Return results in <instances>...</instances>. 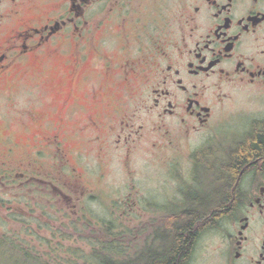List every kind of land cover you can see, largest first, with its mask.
I'll use <instances>...</instances> for the list:
<instances>
[{
  "label": "flooded vegetation",
  "instance_id": "1",
  "mask_svg": "<svg viewBox=\"0 0 264 264\" xmlns=\"http://www.w3.org/2000/svg\"><path fill=\"white\" fill-rule=\"evenodd\" d=\"M257 137L264 138V0H0V196L6 185L30 182L41 214L59 218V210L77 208L72 199L90 195L78 188L89 170L103 178L116 150L126 162L151 144L176 153L175 200L161 206L164 215L209 213L196 225L204 224L189 264L204 235L219 240L223 264H264ZM22 145L60 157L51 169L60 164L70 175V166L77 189L54 171L47 178L21 171ZM79 146L98 169L78 167ZM68 150L80 162L70 165ZM14 203L8 208L16 212ZM164 215L143 224L154 236L146 233L124 260L145 264L160 250Z\"/></svg>",
  "mask_w": 264,
  "mask_h": 264
},
{
  "label": "rangeland",
  "instance_id": "2",
  "mask_svg": "<svg viewBox=\"0 0 264 264\" xmlns=\"http://www.w3.org/2000/svg\"><path fill=\"white\" fill-rule=\"evenodd\" d=\"M243 122L244 119L237 118L235 124L239 123L237 125L239 126ZM16 136L19 140L24 138L21 132L17 133ZM79 147L85 152L81 154V162L72 157L74 151H67L70 152L68 153L70 165L80 162L78 167L82 169L87 165V161L96 165L95 168L98 169L99 166L96 161L90 157L87 158L90 149L85 146ZM26 152H30L31 156L34 157L35 172H33L34 164H30L32 162L30 155ZM40 152H35L34 148L22 145L16 154L17 158L24 162L21 171L26 170L27 175H36L38 178H47L54 171L59 179L64 175L68 181L70 180V175L73 173L70 166L66 169L70 171V175L62 171L60 164H57L55 170L51 169L52 161H58L60 157L56 156L54 159L55 155L49 150ZM43 152L51 155L44 156ZM123 152L122 149L116 150V159L111 166H105L107 175L103 178L93 179L95 176H88V173L91 172L87 165L89 172L84 177V183L79 182L78 188L82 189L86 186L85 189L91 191L90 195L85 199L80 198L78 201L72 199L71 204L76 206V209L64 210L65 213H60V210L57 213L54 212L59 218L50 214L49 210L47 215L41 214L44 208L40 210L34 203L35 199L30 196L32 194L30 182L24 181L20 187L15 188L6 185L0 196L3 200L2 205L0 204L3 206L0 209V235L10 234L9 232L17 233L19 238H23V241H29L36 245L37 251L42 253L50 264H76L73 262L96 264L90 260L97 258L94 252L96 249H100L101 242L92 236V232L93 235L96 232L97 234L103 233V227L104 229L109 228L114 233L115 236L111 238L114 243L122 244L121 247L112 250L124 252L115 253L113 257L119 256V259H116L123 260L125 257L134 255L136 245L144 241L147 236L146 233H148V237L154 236L153 233H150L151 230L146 232L143 229V224L160 221L161 216L166 214L161 208L164 207L165 211L173 206L175 197L171 193V188L175 184L173 178L176 171L173 170L175 164L172 165L173 162L169 160L175 157L176 153L173 151L162 153L151 144H146L136 149L131 159L125 162ZM46 168L51 170H46ZM100 173H103L101 168L100 172L96 174L100 175ZM68 183L71 190L77 189L75 188L77 184L73 181ZM13 200L19 202V209L16 212L8 208L16 205ZM40 201L45 203L44 198ZM34 211L37 212L35 215ZM165 217L164 215L163 220ZM46 221L55 228H47ZM79 221L84 222V224L85 222H101L102 226H96L93 230H90L92 227L85 225L76 227L74 222ZM64 223L68 224L65 225ZM46 251H52L51 256L53 258L44 255ZM6 254L0 250V264H39L22 258L15 261L19 257L13 260ZM80 256L83 258L81 259ZM223 261L224 256L220 253L219 240L210 235L202 236L199 240L194 264H223Z\"/></svg>",
  "mask_w": 264,
  "mask_h": 264
},
{
  "label": "trees",
  "instance_id": "3",
  "mask_svg": "<svg viewBox=\"0 0 264 264\" xmlns=\"http://www.w3.org/2000/svg\"><path fill=\"white\" fill-rule=\"evenodd\" d=\"M256 140L264 142L263 137H257ZM244 145L247 149L249 148L247 144ZM255 150L257 151L259 149L256 147ZM242 152H245V149H243L242 151L237 150L234 156L242 157ZM208 216L209 213L199 211L185 212L180 213L179 215L166 216L164 219V231L162 229V233L160 235V237L163 238L164 245L161 246L160 250L155 251V253H149V256L147 258L148 262H146L145 264H189L193 244L196 237L198 236L200 229L203 227L206 221H208ZM198 222H204V224H201L199 227H197L196 225ZM93 229V227L90 228V230ZM102 229L103 233L97 234L96 232L93 235L92 232V236L100 240L101 247L100 249H96L94 252L98 259H91L90 261H94L96 264H130V262H127L124 259L117 260L119 259V256L113 257L115 256V253L118 254L124 252H114V250H112L116 247H121L122 244L114 243V240L112 241L111 238L115 235L109 228L104 229L102 227ZM9 233L10 234L4 233L0 235V250L3 253H7L6 255L13 260L19 257L15 261H18V259L22 258L28 261H34L36 263L38 262L39 264H50V262L45 259L43 254L37 251L36 245L31 244L29 241H23V238L16 240L19 235L15 232ZM51 254L52 251H46L44 253V255L53 258ZM80 258L82 259L83 257L80 256ZM73 263L77 264V262ZM132 264H135V262H133Z\"/></svg>",
  "mask_w": 264,
  "mask_h": 264
}]
</instances>
